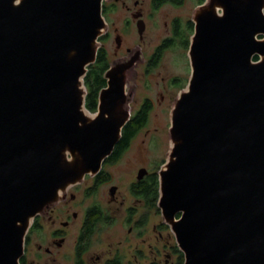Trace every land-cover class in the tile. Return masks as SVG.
I'll list each match as a JSON object with an SVG mask.
<instances>
[{"label": "water", "instance_id": "water-1", "mask_svg": "<svg viewBox=\"0 0 264 264\" xmlns=\"http://www.w3.org/2000/svg\"><path fill=\"white\" fill-rule=\"evenodd\" d=\"M104 1L0 0V264H21L34 219L101 170L130 120L140 51L86 107ZM192 20L158 206L184 264H264V0H204Z\"/></svg>", "mask_w": 264, "mask_h": 264}, {"label": "flooded vegetation", "instance_id": "flooded-vegetation-1", "mask_svg": "<svg viewBox=\"0 0 264 264\" xmlns=\"http://www.w3.org/2000/svg\"><path fill=\"white\" fill-rule=\"evenodd\" d=\"M183 3L184 0L180 3H176L173 0H149V9L150 11H153L162 8L167 4L180 7ZM118 8L126 9L130 14V17L128 16L124 20L123 27L117 26L115 21H112L111 19ZM147 8L146 0H105L103 2L102 12L107 22V27L105 32L99 38L101 45L98 51H106L107 59L110 64L112 63V60L110 61L108 53L110 50L107 46L112 35L115 38V46L113 48V51H115V57L112 59H114V61L119 60L120 58L130 55L132 51H140L142 54L140 59H142V61L138 62L137 65L145 66L146 71L158 66L163 59L164 52L168 50H174L182 45L186 51H189L191 36L194 33V22L192 17L183 20L179 16H174L170 21V27L166 34L158 38L157 43H154L147 39L149 25L147 21ZM133 23H135L137 27L139 39L138 41H135L133 45H128L125 42L124 31H126V28ZM139 24L144 27L142 33L139 31ZM191 24L193 25V28L192 32H189ZM187 36L189 42L186 44L185 37ZM146 51L151 52L148 54ZM179 80V77L172 78L173 82H178ZM148 102L151 105L149 99H145L136 111L132 112L131 110V117L139 113L143 105ZM131 142L128 149L131 146ZM126 151L118 160L113 161L108 157L103 162L102 168L97 174L92 176L87 175L81 183L71 186L55 205L51 206L43 215H39L34 219L26 236L25 253L21 258V264H62V261L66 259L68 260V258H71L70 264H88L87 253L93 239H96L101 229L109 223H112L115 215L119 214L121 209L126 206V197L120 199V196L117 194L119 192L118 185L115 184L111 185L109 188L111 199L109 200L107 207L104 206L101 199L97 198L100 186L109 184L111 181L110 172L106 167L112 163L120 161ZM141 169L138 171L137 179L133 181L129 187V193L133 198V203L124 209L126 216L128 215V222L138 214L139 217L135 221V225L130 227L128 232L131 234L134 231L133 228L136 227V229H140V237L144 236L143 228L146 226V209L149 204L143 195L138 196L133 192L132 186L144 180L146 175L149 174L147 169L146 175L139 177ZM88 178H91V184L86 187L87 191H85L86 189L81 190V188L76 189V187H79L80 184L82 185ZM103 178H105V180H102ZM83 195L85 197H83ZM88 200H91L92 202L87 203ZM76 207L79 210H76ZM47 221H50V227H52L51 229H48V233H46L47 227L45 225ZM164 225L166 228L171 229L169 225L165 223ZM89 227L91 228V230L88 231L89 234H85V232L90 229ZM33 234H35L39 240L35 243L36 251L31 255V251L28 250V245L31 243L30 239ZM69 243L72 248L73 257H70L71 255L68 254L69 251L64 252V249ZM143 243H145V240ZM108 246L110 248L107 251V258H105L103 264H147V257L144 254L143 247L139 244L133 246L131 241L120 240L116 245L108 242ZM164 247L159 248V246L157 247L156 245V247L151 249L152 252H154L151 264L178 263V253L177 257H175L176 253L173 252L175 251V245L173 246L172 252H167V245H164ZM133 249V258H131L127 253ZM161 254L165 255L164 259L161 258ZM98 258L103 260L104 256L98 255Z\"/></svg>", "mask_w": 264, "mask_h": 264}, {"label": "rangeland", "instance_id": "rangeland-1", "mask_svg": "<svg viewBox=\"0 0 264 264\" xmlns=\"http://www.w3.org/2000/svg\"><path fill=\"white\" fill-rule=\"evenodd\" d=\"M110 1V0H109ZM148 6V41L158 42V38L164 36L170 27V21L174 16H179L183 20L190 19L193 15L194 9L198 6L199 0H184V3L180 7L167 4L162 8L150 11L149 0H146ZM153 12V13H151ZM130 17V14L126 9L118 8L111 18L115 21L117 26H124V20L126 17ZM127 30L124 31L125 42L128 45H133L135 41H138V30L133 23ZM100 42V41H99ZM101 45V42H100ZM115 46V38L112 35L109 40L108 48L110 51L109 58L113 62L115 55L113 48ZM148 54L151 51H146ZM188 51H186L182 45L174 50H168L164 52L163 59L160 64L153 69L146 71L145 66L137 65L136 71L128 78L127 92L130 93L129 108L132 112L136 111L145 99H149L151 102V108L148 116L147 123L138 131L136 136L131 142L130 148L126 151L123 158L108 165L106 168L110 172L111 181L109 184L100 186L97 193V198L103 201L104 206H108L111 196L109 194V188L111 185H118L120 199L126 197V206L121 209L119 214H116L112 223H109L103 227L96 239H93L87 253L88 264H103L105 258H107V251L110 248L109 243L115 245L120 240L131 241L133 246L139 244L143 247L144 254L147 257V264H151L153 260L154 252L152 248L159 246L163 248L167 245L168 251H173V246L177 244L175 235L171 229L165 227L163 223V217L160 210L156 206H147L146 209V226L143 228L144 236H139L140 229H134L129 234L130 227L135 225V221L139 217L138 214L128 222V215L124 212L127 206L133 203V198L129 193L130 184L137 179L138 171L141 168L148 169L149 173H156L160 170L161 166L167 159V153L170 148L169 128L171 125V109L174 100L177 98L182 85L188 83L191 65L188 57ZM179 77L178 82H173L172 78ZM163 95V97H162ZM87 176V175H86ZM92 176V175H90ZM91 184V178H88L79 185L77 188L81 190L86 189ZM87 191V189L85 190ZM81 192V191H80ZM83 197H85L83 195ZM88 200L87 203H91ZM76 210H79L76 207ZM140 214V213H139ZM43 215V214H42ZM50 221L45 223L47 227L46 233L50 227ZM39 238L33 234L28 245V250L31 251V255L36 251V241ZM108 240V241H107ZM145 240V243L143 241ZM105 241V243H104ZM178 246V245H176ZM165 248V247H164ZM69 251L70 257H73L72 248L70 243L64 249ZM134 249L128 251L127 255L133 258ZM176 253L177 252L173 251ZM98 255L104 256L103 260L98 258ZM164 259V254L160 255ZM70 259L62 261V264H70Z\"/></svg>", "mask_w": 264, "mask_h": 264}, {"label": "trees", "instance_id": "trees-1", "mask_svg": "<svg viewBox=\"0 0 264 264\" xmlns=\"http://www.w3.org/2000/svg\"><path fill=\"white\" fill-rule=\"evenodd\" d=\"M176 3H180L182 0H173ZM204 0H199V4L203 3ZM193 25H190V31L192 32ZM185 43L189 42L188 36L185 37ZM256 60L257 56L254 57ZM110 63L107 59L106 51H98L97 59L95 63L90 65L89 70L84 78L85 85L87 87V96H86V107L94 112L98 107V99L100 91L107 85V81L105 79V72L109 68ZM184 87V85H182ZM151 105L150 103H146L143 105L141 111L137 113L135 116L131 117L127 124L124 126L122 130V136L118 144L116 145L113 153L109 156L111 160H118L123 153L128 149L131 140L136 136L138 131L147 123L148 116L150 112ZM159 171V170H158ZM102 180H105L103 178ZM132 190L136 195H143L149 206L158 207V198H159V175L156 173H149L146 175L144 180L134 184L132 186ZM159 209V208H158ZM92 223V221H91ZM91 226V225H90ZM90 228V227H89ZM87 230L85 234H89ZM89 236V235H88ZM88 238V237H87ZM175 252L178 253V263L184 264V254L175 245Z\"/></svg>", "mask_w": 264, "mask_h": 264}]
</instances>
